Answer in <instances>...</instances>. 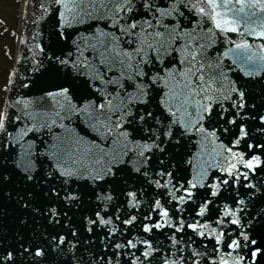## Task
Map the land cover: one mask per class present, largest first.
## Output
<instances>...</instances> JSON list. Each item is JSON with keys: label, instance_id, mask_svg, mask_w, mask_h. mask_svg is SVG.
Returning a JSON list of instances; mask_svg holds the SVG:
<instances>
[{"label": "snow or ice", "instance_id": "6c2138e0", "mask_svg": "<svg viewBox=\"0 0 264 264\" xmlns=\"http://www.w3.org/2000/svg\"><path fill=\"white\" fill-rule=\"evenodd\" d=\"M33 12L31 91L0 107V264H264V0Z\"/></svg>", "mask_w": 264, "mask_h": 264}, {"label": "water", "instance_id": "95a60500", "mask_svg": "<svg viewBox=\"0 0 264 264\" xmlns=\"http://www.w3.org/2000/svg\"><path fill=\"white\" fill-rule=\"evenodd\" d=\"M35 0H24L23 1V9L21 13V23L19 29V39L17 45V51L15 56V61L13 64L12 73H15L16 76L13 77L11 74V79L9 83V87L7 90V95L5 98V102H8L9 98L17 95L18 93L24 94L29 93L30 89H22L20 85L24 82H27L26 78L31 77L35 79V75L31 72V51L33 45L32 36L35 35L37 31L46 30L45 24L41 22L40 24H35L33 22L34 18L38 19V14H34L33 6ZM39 39V38H38ZM43 42V41H40ZM250 43H256L251 38H249ZM261 85H255V93H259ZM33 95L36 93L33 92ZM264 179V176L260 177ZM9 209V214L7 218L0 220V229L9 235V240L4 243H0V251L4 248H11L15 241L11 239V234L14 233L17 229L16 217L20 215L19 211L11 204L7 205ZM52 264H59V261H52Z\"/></svg>", "mask_w": 264, "mask_h": 264}, {"label": "rangeland", "instance_id": "374dc122", "mask_svg": "<svg viewBox=\"0 0 264 264\" xmlns=\"http://www.w3.org/2000/svg\"><path fill=\"white\" fill-rule=\"evenodd\" d=\"M21 0H0V17L4 23L1 25L0 35V107L3 105L5 89L8 85L10 71L16 51V43L10 37L9 31L16 33L19 27V14Z\"/></svg>", "mask_w": 264, "mask_h": 264}, {"label": "flooded vegetation", "instance_id": "af4514ba", "mask_svg": "<svg viewBox=\"0 0 264 264\" xmlns=\"http://www.w3.org/2000/svg\"><path fill=\"white\" fill-rule=\"evenodd\" d=\"M1 25H2V28H3L4 27V23L1 21V17H0V35H1ZM5 32H8L10 34V37H12L14 39V42H15L16 33L9 32V31H4V33Z\"/></svg>", "mask_w": 264, "mask_h": 264}]
</instances>
